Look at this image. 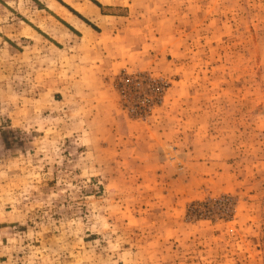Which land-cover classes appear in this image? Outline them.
I'll return each instance as SVG.
<instances>
[{
	"label": "rangeland",
	"instance_id": "obj_1",
	"mask_svg": "<svg viewBox=\"0 0 264 264\" xmlns=\"http://www.w3.org/2000/svg\"><path fill=\"white\" fill-rule=\"evenodd\" d=\"M130 3L0 39V264H264V0Z\"/></svg>",
	"mask_w": 264,
	"mask_h": 264
},
{
	"label": "crops",
	"instance_id": "obj_2",
	"mask_svg": "<svg viewBox=\"0 0 264 264\" xmlns=\"http://www.w3.org/2000/svg\"><path fill=\"white\" fill-rule=\"evenodd\" d=\"M131 0H0V39L60 45L93 38L132 11ZM91 24V25H90ZM95 26V28L92 27ZM22 48L25 45L21 46Z\"/></svg>",
	"mask_w": 264,
	"mask_h": 264
},
{
	"label": "trees",
	"instance_id": "obj_3",
	"mask_svg": "<svg viewBox=\"0 0 264 264\" xmlns=\"http://www.w3.org/2000/svg\"><path fill=\"white\" fill-rule=\"evenodd\" d=\"M91 25V24H90ZM93 28H95V26L92 25ZM96 29V28H95Z\"/></svg>",
	"mask_w": 264,
	"mask_h": 264
}]
</instances>
